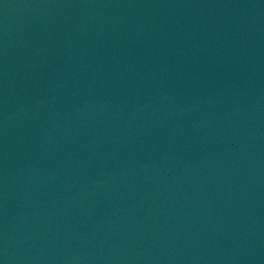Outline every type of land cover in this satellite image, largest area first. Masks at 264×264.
Listing matches in <instances>:
<instances>
[{
	"label": "water",
	"instance_id": "water-1",
	"mask_svg": "<svg viewBox=\"0 0 264 264\" xmlns=\"http://www.w3.org/2000/svg\"><path fill=\"white\" fill-rule=\"evenodd\" d=\"M0 264H264V0H0Z\"/></svg>",
	"mask_w": 264,
	"mask_h": 264
}]
</instances>
